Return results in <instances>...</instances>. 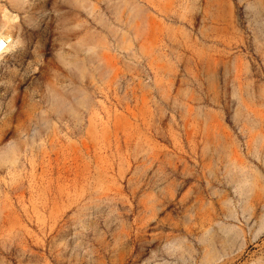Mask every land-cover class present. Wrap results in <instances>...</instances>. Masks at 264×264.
Returning a JSON list of instances; mask_svg holds the SVG:
<instances>
[{"label":"rangeland","instance_id":"obj_1","mask_svg":"<svg viewBox=\"0 0 264 264\" xmlns=\"http://www.w3.org/2000/svg\"><path fill=\"white\" fill-rule=\"evenodd\" d=\"M6 8L0 264H264V0Z\"/></svg>","mask_w":264,"mask_h":264},{"label":"bare ground","instance_id":"obj_2","mask_svg":"<svg viewBox=\"0 0 264 264\" xmlns=\"http://www.w3.org/2000/svg\"><path fill=\"white\" fill-rule=\"evenodd\" d=\"M96 6H97V3H93V7H96ZM70 12H72L74 14H79V15H82L84 13L82 10H80L77 7L72 8ZM14 15H15V13L9 11L6 8L5 19L0 22V69H2L3 62H5L4 60L6 58H8V57L11 58L12 55L16 56L17 53L21 54L22 56H26L28 54L27 50H25L24 53H22L21 51H18L19 50V43L20 42L23 43V40H22L23 38L21 37L22 38L21 39L20 36H16V33L14 31V29L18 26V23H17L18 20H16V19L13 20ZM25 41H27V39ZM41 50H42V48H41ZM19 75H18V73H16V71H14V70L11 71V80H14V81L19 80L18 79ZM19 82H17V83H19ZM13 85H15V83ZM14 89H16V85L14 86ZM15 152H16V150L10 149L9 151H7L5 156L6 157L11 156Z\"/></svg>","mask_w":264,"mask_h":264}]
</instances>
